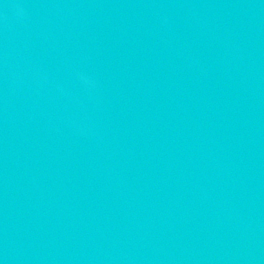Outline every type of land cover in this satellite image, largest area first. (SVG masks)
I'll return each mask as SVG.
<instances>
[{"label":"water","instance_id":"1","mask_svg":"<svg viewBox=\"0 0 264 264\" xmlns=\"http://www.w3.org/2000/svg\"><path fill=\"white\" fill-rule=\"evenodd\" d=\"M0 264H264V0H0Z\"/></svg>","mask_w":264,"mask_h":264}]
</instances>
